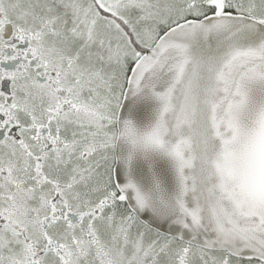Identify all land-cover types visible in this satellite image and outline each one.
I'll return each mask as SVG.
<instances>
[{
  "label": "snow or ice",
  "instance_id": "snow-or-ice-1",
  "mask_svg": "<svg viewBox=\"0 0 264 264\" xmlns=\"http://www.w3.org/2000/svg\"><path fill=\"white\" fill-rule=\"evenodd\" d=\"M0 264H264V0H0Z\"/></svg>",
  "mask_w": 264,
  "mask_h": 264
}]
</instances>
